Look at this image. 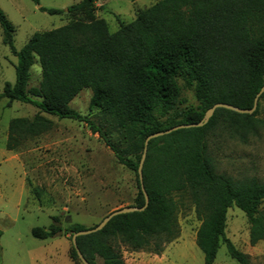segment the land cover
Returning a JSON list of instances; mask_svg holds the SVG:
<instances>
[{"label":"trees","instance_id":"obj_1","mask_svg":"<svg viewBox=\"0 0 264 264\" xmlns=\"http://www.w3.org/2000/svg\"><path fill=\"white\" fill-rule=\"evenodd\" d=\"M96 2L80 0L66 8L68 14H77L75 19L34 33L19 51L13 45V27L0 10L2 43L17 58L15 81L4 84L0 98L37 110L30 119L10 120L6 149L16 151L23 139L50 131L52 123L43 115L82 123L133 174L136 194L131 206L142 207L137 167L147 136L198 123L215 104L252 108L264 85V0H159L113 33L96 16ZM38 9L49 15L63 13ZM35 63L40 82L29 87ZM180 84L192 92L196 107L177 111ZM85 89L91 91L88 111H98V122L70 107ZM263 98L264 93L252 114L216 109L203 127L150 140L142 166L147 207L117 215L100 231L77 237V248L88 264H124L115 241L132 251L160 254L179 235L176 195L189 198L200 220L195 244L203 264H214L220 245L237 264H249L248 255L225 236L226 214L232 207L240 210L249 224V244L264 242V216L259 212L264 183L218 173L209 138L222 131L245 144L258 136L264 128L257 118ZM83 230L71 224L64 233L72 236ZM59 232L51 225L30 233L46 240ZM70 256L78 260L72 245Z\"/></svg>","mask_w":264,"mask_h":264},{"label":"rangeland","instance_id":"obj_2","mask_svg":"<svg viewBox=\"0 0 264 264\" xmlns=\"http://www.w3.org/2000/svg\"><path fill=\"white\" fill-rule=\"evenodd\" d=\"M79 1L38 0L35 5L30 0H0V10L13 27L15 49L19 51L34 33L62 27L75 19L77 14H68L66 8ZM157 1L97 0L96 16L113 33L121 23H130L138 12ZM38 7L63 13L49 15ZM16 64L17 58L2 43L0 28V94L5 83H14ZM39 82L40 68L35 63L30 68L29 87H37ZM180 86L177 111L196 107L192 92ZM90 97V90H82L70 107L98 122V111H88ZM36 112L33 106L0 98V150L6 142L10 120L30 119ZM43 116L51 121L52 128L39 137L20 141L14 152L21 161L8 152L5 160L0 159V264H81L71 258V236L64 230L71 224L90 229L112 211L133 205V174L116 162L97 135L82 123ZM257 118L264 123V98ZM209 151L218 173L264 183V128L245 144L217 131L209 138ZM174 199L178 237L166 244L160 254L132 251L115 241L112 244L124 264H203V255L195 244L200 220L187 196L176 195ZM259 212L264 216V201ZM51 225L61 230L55 237L38 240L31 236L33 228L47 229ZM225 236L237 250L248 255L249 264H264V242L249 244V224L235 207L227 210ZM214 264L237 263L220 245Z\"/></svg>","mask_w":264,"mask_h":264},{"label":"water","instance_id":"obj_3","mask_svg":"<svg viewBox=\"0 0 264 264\" xmlns=\"http://www.w3.org/2000/svg\"><path fill=\"white\" fill-rule=\"evenodd\" d=\"M263 66H264V61H263ZM263 93H264V85L260 89V91L256 94V96L253 100L252 108H250V109H239L237 107H234V106H231L228 104H215L205 112L203 118L198 123L177 125V126H174L170 129H167L165 131L156 132L154 134L147 136L144 140V143H143V150H142L141 158H140V161H139V164L137 167V176H138L139 184L141 187V192H142V195L144 198V205L142 207L127 206V207L112 211L107 216H105L95 227L72 234L71 239H70L71 245H72L80 263L81 264H88V262L85 260V258L83 257V255L80 253V251L77 248V245H76V238L77 237L93 234V233L100 231L101 229L104 228V226L109 222L110 219H112L113 217H115L117 215L134 213V212H142L147 207L148 198H147V195H146V193L143 189V186H142V166H143V162H144V159L146 156L147 144L150 140L168 135L174 131L181 130V129H191V128L203 127L208 122V120L212 117V115L214 114L216 109H225V110H229V111H232V112H235L238 114H252L256 109L259 97Z\"/></svg>","mask_w":264,"mask_h":264},{"label":"crops","instance_id":"obj_4","mask_svg":"<svg viewBox=\"0 0 264 264\" xmlns=\"http://www.w3.org/2000/svg\"><path fill=\"white\" fill-rule=\"evenodd\" d=\"M6 140H7V136H6ZM3 149L0 150V159L5 160V152H8V153H13V156L12 158L16 159V160H20L19 156L14 152V151H9L6 149V142L4 144V146L2 147ZM21 161V160H20ZM24 168V167H23ZM25 180H26V176H25V170H24V180H23V183H24V186H25Z\"/></svg>","mask_w":264,"mask_h":264}]
</instances>
